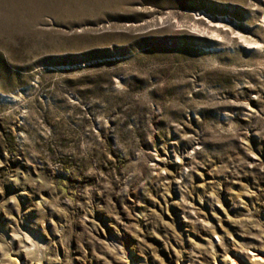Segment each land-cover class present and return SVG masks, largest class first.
I'll return each instance as SVG.
<instances>
[{
	"label": "rangeland",
	"instance_id": "374dc122",
	"mask_svg": "<svg viewBox=\"0 0 264 264\" xmlns=\"http://www.w3.org/2000/svg\"><path fill=\"white\" fill-rule=\"evenodd\" d=\"M263 254L264 0H0V264Z\"/></svg>",
	"mask_w": 264,
	"mask_h": 264
},
{
	"label": "bare ground",
	"instance_id": "6f19581e",
	"mask_svg": "<svg viewBox=\"0 0 264 264\" xmlns=\"http://www.w3.org/2000/svg\"><path fill=\"white\" fill-rule=\"evenodd\" d=\"M259 259H260V261H262L264 263V254L262 256H260Z\"/></svg>",
	"mask_w": 264,
	"mask_h": 264
}]
</instances>
